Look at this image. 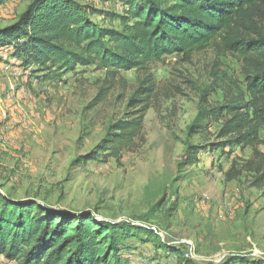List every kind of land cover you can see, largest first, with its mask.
Returning <instances> with one entry per match:
<instances>
[{
    "label": "rangeland",
    "instance_id": "rangeland-1",
    "mask_svg": "<svg viewBox=\"0 0 264 264\" xmlns=\"http://www.w3.org/2000/svg\"><path fill=\"white\" fill-rule=\"evenodd\" d=\"M31 1L0 0V27L17 21ZM76 1L88 7L95 23L120 27L119 20L94 13L122 14L120 0ZM34 68H26L12 46L0 45L4 197L75 215L90 211L98 220L131 222L164 234L143 235L145 242L129 239L122 249L129 264H180L189 250L197 264H216L231 255L264 264V182L247 167L253 149L229 144L231 136L220 135L222 122L199 120L194 132L188 130L201 109L230 104L245 93L240 58L209 48L188 61L174 54L153 63L157 90L143 137L120 160L108 162L84 156L98 152L111 124L132 117L137 107L128 102L138 73L123 71L111 80L94 65L62 76ZM260 136L264 140V129ZM190 146L202 147L194 164L188 160ZM258 148L264 153V143ZM233 169L241 174L230 180L227 172ZM0 264L18 262L0 255Z\"/></svg>",
    "mask_w": 264,
    "mask_h": 264
},
{
    "label": "trees",
    "instance_id": "trees-1",
    "mask_svg": "<svg viewBox=\"0 0 264 264\" xmlns=\"http://www.w3.org/2000/svg\"><path fill=\"white\" fill-rule=\"evenodd\" d=\"M120 1L122 14L94 12L120 21V27L110 28L95 23L88 7L76 0H32L17 21L0 27V45L12 46L26 68L35 67L46 75L62 76L91 65L106 70L111 80L123 71L138 73V87L128 102L137 107L132 117L111 124L98 152L84 156L86 161L104 162L112 157L120 160L143 137L144 118L157 90L153 63L174 54L188 61L209 48L236 55L246 77L245 93L230 104L201 109L188 130L194 132L199 120L222 122L220 135L231 136L229 144L253 149L247 167L256 171L258 183L264 182V153L258 148L264 143L260 136L264 129V0ZM105 91L96 103L103 100ZM190 147L193 156L188 160L194 164L202 147ZM240 174L233 169L227 177L232 180ZM154 234L151 227L98 220L90 211L75 215L35 200L12 202L0 193V255L7 262L129 264L122 254L128 240L145 242L143 235ZM261 263L231 255L216 264ZM180 264L197 262L185 258Z\"/></svg>",
    "mask_w": 264,
    "mask_h": 264
},
{
    "label": "built area",
    "instance_id": "built-area-1",
    "mask_svg": "<svg viewBox=\"0 0 264 264\" xmlns=\"http://www.w3.org/2000/svg\"><path fill=\"white\" fill-rule=\"evenodd\" d=\"M155 231H156V233L160 236V237H163L164 238V234L162 233V232H158L157 231V229L156 228H153ZM186 257L187 258H190V259H194L195 258V255H194V253H192V251H188L187 253H186Z\"/></svg>",
    "mask_w": 264,
    "mask_h": 264
},
{
    "label": "water",
    "instance_id": "water-1",
    "mask_svg": "<svg viewBox=\"0 0 264 264\" xmlns=\"http://www.w3.org/2000/svg\"><path fill=\"white\" fill-rule=\"evenodd\" d=\"M51 209H54V208H51ZM54 210H57V209H54Z\"/></svg>",
    "mask_w": 264,
    "mask_h": 264
}]
</instances>
